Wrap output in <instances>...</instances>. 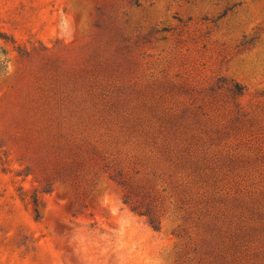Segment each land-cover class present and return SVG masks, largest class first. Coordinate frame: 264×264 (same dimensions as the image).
<instances>
[{"label": "rangeland", "instance_id": "obj_1", "mask_svg": "<svg viewBox=\"0 0 264 264\" xmlns=\"http://www.w3.org/2000/svg\"><path fill=\"white\" fill-rule=\"evenodd\" d=\"M0 264H264V0H0Z\"/></svg>", "mask_w": 264, "mask_h": 264}, {"label": "trees", "instance_id": "obj_2", "mask_svg": "<svg viewBox=\"0 0 264 264\" xmlns=\"http://www.w3.org/2000/svg\"><path fill=\"white\" fill-rule=\"evenodd\" d=\"M242 88H240L239 86H236L235 88V92L237 94H240L242 92ZM122 186L125 187L126 191H127V199L130 201H133V197L135 195V189L136 187L131 186V184H127L125 181H123L122 183H120ZM33 204H34V213L37 219L40 218V214H39V207H40V202L38 201L37 198L33 199ZM133 211L138 212L140 215L145 216L149 219V224L157 229L159 226V221H158V217L156 216L155 210L150 209L149 207L145 206L143 203H139L138 206H133Z\"/></svg>", "mask_w": 264, "mask_h": 264}]
</instances>
